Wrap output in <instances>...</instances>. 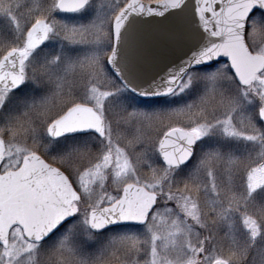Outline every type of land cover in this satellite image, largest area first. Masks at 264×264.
<instances>
[{"label":"snow or ice","instance_id":"1","mask_svg":"<svg viewBox=\"0 0 264 264\" xmlns=\"http://www.w3.org/2000/svg\"><path fill=\"white\" fill-rule=\"evenodd\" d=\"M0 264H264V0H0Z\"/></svg>","mask_w":264,"mask_h":264},{"label":"water","instance_id":"2","mask_svg":"<svg viewBox=\"0 0 264 264\" xmlns=\"http://www.w3.org/2000/svg\"><path fill=\"white\" fill-rule=\"evenodd\" d=\"M141 99H145V100H148V99H158L156 97H140Z\"/></svg>","mask_w":264,"mask_h":264}]
</instances>
